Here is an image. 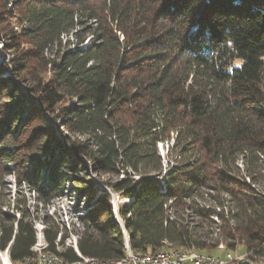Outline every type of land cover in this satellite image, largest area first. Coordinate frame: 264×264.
I'll list each match as a JSON object with an SVG mask.
<instances>
[{
	"label": "trees",
	"instance_id": "1",
	"mask_svg": "<svg viewBox=\"0 0 264 264\" xmlns=\"http://www.w3.org/2000/svg\"><path fill=\"white\" fill-rule=\"evenodd\" d=\"M9 4L18 30L2 27ZM0 35L13 57V78L0 81V180L52 137L36 123L59 117L60 158L40 171L58 170L51 181L62 185L56 176L79 172L84 157L94 173L122 174L109 187L131 199L118 212L132 251L210 252L216 231L228 252L238 244L264 259V193L255 189L264 179V0H0ZM87 35L93 42L81 47ZM34 97L39 108L26 106ZM17 123L37 141L15 142ZM170 140L175 161L162 175L156 146ZM75 185L94 199L78 219V254L121 260L124 234L108 195ZM36 235L24 212H0V252L11 263L33 257ZM42 236L45 251L81 261L72 247L57 249L66 239L57 229L46 225Z\"/></svg>",
	"mask_w": 264,
	"mask_h": 264
},
{
	"label": "rangeland",
	"instance_id": "2",
	"mask_svg": "<svg viewBox=\"0 0 264 264\" xmlns=\"http://www.w3.org/2000/svg\"><path fill=\"white\" fill-rule=\"evenodd\" d=\"M6 25L2 24L4 30L12 29L18 30L19 25L17 23V19L14 8L11 4H9L6 8ZM8 27V28H7ZM92 27V24L89 25ZM74 38L72 35L65 36L62 38V45L67 44L68 42L73 43ZM92 39L90 35L85 37V40L81 47L88 46L92 43ZM73 46L71 45V49ZM12 55L6 46L5 39L0 35V81L6 79H12V71L9 68L10 63L12 60ZM10 88V87H8ZM21 88V86H20ZM25 93V90L23 89ZM39 108L40 105L37 99L34 97L29 101H26V106L29 107L30 103H33ZM60 108L56 110L54 116L57 117L59 114ZM28 110L24 112L26 115ZM23 119V118H22ZM23 122H26L25 120ZM23 124V123H22ZM25 124V123H24ZM23 124V125H24ZM40 127H47L50 126L52 128V137L48 136V140L45 142L48 144L49 142V149L46 152L45 150V143L42 146V151L40 153L28 151L25 153V156H18L12 165L9 168V174H5L2 176L0 180V212L5 213L9 216L19 218V211L24 212L30 222L33 224L34 229L36 231V244L32 248L33 257L25 261L23 264H47V263H57L64 262L61 259H57V257L50 252L45 251V244L42 236V230L46 225L51 226L52 229H57L58 232L62 233V235L66 236L64 246H58L57 249L62 251L65 247H72L74 252L78 253L76 242L78 239L79 233L82 231L83 227L78 221L79 218H82L85 215V210L88 208L87 206L91 204L94 199L90 202L87 200L86 197L79 192L78 186L75 185L83 184L85 182H91L92 188L95 190V197L101 195H108L109 197V205L111 207V219L115 222L123 231V220L119 216V209L127 204L128 199H125L120 193L113 191L109 185L116 182L118 179H122L123 175L120 174L119 176H110L107 174H97L91 170V163L89 160L81 157L80 160L77 162H82V166L79 168V172L73 173L72 175L67 174L65 171H60V173L56 176L57 179L63 182L62 185H54L51 181L52 172H57L56 170L46 169L44 171H40V167H47L55 162V160L60 158V151L56 146L55 140L63 139V135L65 134L64 129L60 126V119L57 117L55 120L52 115H45L42 119L36 123ZM36 125V126H37ZM15 131L14 136H12L13 140L18 139L17 143L25 142L26 138H29V141L36 142L37 140H31V134L26 132V128L21 126L19 123L14 126ZM32 128V132H33ZM31 132V128H30ZM18 133V134H17ZM15 134L22 136L17 137ZM45 134V133H43ZM40 133L38 137L40 138ZM16 142V141H15ZM17 146V144L15 143ZM14 145V146H15ZM172 145V140L169 142H164L158 144L156 146L157 153L160 156L161 162L163 164L162 175L165 174L166 166L168 165V158L170 163L168 166H172L175 161L174 157L170 158L168 151L170 150ZM65 161H69L67 157H64ZM240 166V165H239ZM79 167V165H78ZM261 174L264 178V168H262ZM54 175V174H53ZM152 177L153 175H148ZM28 177L29 179H27ZM56 178L55 176H53ZM136 180H139L140 177L134 176ZM28 180L31 183H26L25 180ZM37 179H39L37 181ZM154 179H160L158 175H154ZM107 184V185H106ZM39 186L38 189L41 192L34 191L33 188L35 186ZM87 186V185H84ZM81 187V185H80ZM79 187V188H80ZM255 189L259 192L264 193V179L260 180V184L255 186ZM216 196V195H213ZM185 222H189L191 218L189 217V213L183 216ZM213 220L216 221L215 218ZM197 220L194 219L195 224ZM218 223V221H216ZM192 226V225H190ZM206 232V229L204 230ZM212 234L214 242H218V246L214 251L210 252H196L194 249L190 250H178V251H187L193 252L192 254H202L208 255L213 258H216L225 264H264V259H257V258H250V253H247L245 247L243 245L236 244L235 250L232 252H228L225 248V241L222 237L213 231ZM58 234L56 241H58ZM43 246V247H41ZM43 250V251H42ZM161 250H175L173 246L166 244ZM177 251V250H176ZM4 252H0V254H4ZM76 253V254H77ZM8 254V253H7ZM53 256V257H52ZM56 257V258H55ZM9 264L11 261L7 255ZM56 260V261H55ZM0 264L3 262L0 260ZM63 264H70V263H63Z\"/></svg>",
	"mask_w": 264,
	"mask_h": 264
},
{
	"label": "built area",
	"instance_id": "3",
	"mask_svg": "<svg viewBox=\"0 0 264 264\" xmlns=\"http://www.w3.org/2000/svg\"><path fill=\"white\" fill-rule=\"evenodd\" d=\"M43 247V246H41ZM66 262H60L63 264ZM57 264V263H47ZM118 264H225L208 255H195L191 252L177 251L165 254L135 253L128 248L126 257L121 258Z\"/></svg>",
	"mask_w": 264,
	"mask_h": 264
},
{
	"label": "bare ground",
	"instance_id": "4",
	"mask_svg": "<svg viewBox=\"0 0 264 264\" xmlns=\"http://www.w3.org/2000/svg\"><path fill=\"white\" fill-rule=\"evenodd\" d=\"M131 201L128 200L127 204ZM123 234H124V248H125V256L127 255V251H128V248H129V244H128V235L125 231H123ZM130 249V248H129ZM33 250V249H32ZM43 251V250H42ZM178 251V250H177ZM176 249L173 251V250H159L157 252H153V253H146V254H165V253H175L177 252ZM184 252H187V251H184ZM77 253V252H76ZM193 253V252H192ZM7 253H4V254H0V260L3 262V264H9L8 262V258H7ZM77 255L80 257L81 261L80 262H76V263H73V264H118V263H121V260H116V261H111V262H97V261H93V260H90V259H86V258H83L81 257L78 253ZM195 255H202V254H195ZM53 257V256H52ZM56 258V257H55ZM58 259V258H57ZM56 261V260H55ZM50 263V262H49Z\"/></svg>",
	"mask_w": 264,
	"mask_h": 264
},
{
	"label": "water",
	"instance_id": "5",
	"mask_svg": "<svg viewBox=\"0 0 264 264\" xmlns=\"http://www.w3.org/2000/svg\"><path fill=\"white\" fill-rule=\"evenodd\" d=\"M9 248V247H8ZM6 253H8V249L6 250Z\"/></svg>",
	"mask_w": 264,
	"mask_h": 264
}]
</instances>
